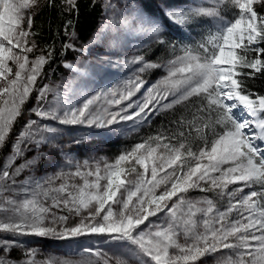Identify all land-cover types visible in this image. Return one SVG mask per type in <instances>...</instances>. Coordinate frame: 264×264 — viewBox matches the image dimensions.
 Wrapping results in <instances>:
<instances>
[{
  "label": "snow or ice",
  "instance_id": "snow-or-ice-1",
  "mask_svg": "<svg viewBox=\"0 0 264 264\" xmlns=\"http://www.w3.org/2000/svg\"><path fill=\"white\" fill-rule=\"evenodd\" d=\"M212 3L211 7L165 5L162 16L180 28L196 23L198 17L224 21L209 33L207 43L181 44L183 54L175 55L176 43L165 36L169 24L149 15L141 0H103L105 23L78 51L87 53L105 40L110 50L124 51L134 39H143L133 55L120 61L132 68L126 87L119 90L118 98L116 90L108 89L114 97L110 104L130 102L118 111L101 113L92 106L107 93L101 90L88 96L87 81L94 73L87 65L65 64L73 76L51 100L48 96L53 90L48 85L36 87L44 65L54 55L53 49L32 60L28 56L35 47L29 42L34 23L30 10L38 6V0H0V150L10 147L0 167V233L11 237H0V264H19L7 254L22 246L17 237L29 235L58 239L95 235L119 245L111 252L83 249L82 253L97 257L92 264H195L200 257L217 252H221L217 264H264V95L246 91L238 78L264 75V14L256 7L264 8V0ZM226 3L239 10V18L228 20L222 15L221 5ZM65 4L69 14L79 13L78 0H65ZM71 26L72 21L65 25L69 36L65 50H76L72 43L76 34L67 31ZM153 44L171 47L174 58L167 64L148 59L144 49ZM248 52L256 55L249 58ZM162 67L167 74L145 88L142 74ZM242 68L252 71L242 73ZM141 89L143 99L133 100ZM33 90L37 92L36 105L12 141L11 133L23 120V106ZM177 105L183 111L177 112ZM241 109L245 111L238 114ZM166 110H173L169 128L135 144L113 162L106 158H101L103 164L81 162L71 152H62L65 165L58 166L55 173L18 179L47 155L41 152L43 146L60 147L55 144L64 131L60 126L105 128L130 120L143 124ZM193 132L202 145L190 142ZM32 148L36 154L16 165L26 149ZM134 165L143 172L132 180L126 173L136 172ZM76 177L83 183H73ZM240 182L241 187L228 189ZM161 185L164 190L157 194ZM245 188L252 190L245 192ZM194 189H219L220 197H228V207L220 211L207 197L193 201L187 193ZM65 211L67 215L59 214ZM197 212L204 217L200 222L203 231L197 230ZM74 217L79 220L70 223ZM225 249L230 251L225 254ZM25 252L24 264H37V251L26 248ZM62 264L78 262L67 259Z\"/></svg>",
  "mask_w": 264,
  "mask_h": 264
},
{
  "label": "rangeland",
  "instance_id": "rangeland-1",
  "mask_svg": "<svg viewBox=\"0 0 264 264\" xmlns=\"http://www.w3.org/2000/svg\"><path fill=\"white\" fill-rule=\"evenodd\" d=\"M101 3V6H103V0H98ZM151 1L153 4H155L162 13L164 12V8L166 5V0H146ZM183 5H200V6H214L212 3V0H185V3L178 4V6ZM32 11V10H30ZM239 11V10H238ZM103 12V8H102ZM239 18V16H238ZM205 19H208L212 26L214 27L215 31L219 27L221 23H224V21L219 20L218 18L213 17H205ZM105 23V17L102 13L100 23L95 30V32L92 33L89 40L83 44L80 47L75 48L76 50L71 49L72 51V57L73 59L69 64H74L77 66H89L94 75L91 80L87 81V89H88V96L96 95L97 93H100L101 90H104L107 94L106 95H100V98L95 101L92 108L96 111H100L101 113H104V110H107L108 112H114L118 111L121 107L127 105L130 101H123L121 105H115L110 104L109 101L114 99L111 92L108 91V89H113L117 91V97L119 94V90L126 87V81L132 76V68L124 66L120 61L125 56H131L135 52L136 47H140L139 39H134L133 42L126 46V49L124 51H113L110 50L108 47V40H105L103 45H97L94 47H91L87 53H81L78 51L81 48L86 47L89 44V41L93 38L94 34L97 32L98 28ZM26 26V25H25ZM30 46L32 43L31 36L29 37ZM178 49V48H177ZM139 54V53H135ZM183 53L176 50L175 55H182ZM41 55V52L36 51L35 47L33 52L29 53V59L32 60L35 57ZM174 54L171 58L173 59ZM168 59V60H169ZM161 61L164 64H167V61ZM10 66L13 67V70H16V66L12 65L10 62ZM135 67V66H133ZM167 74L166 68H159L155 70H149L146 73H143V78L146 81L145 88L148 85L155 84L161 77L165 76ZM73 76V73L69 71L68 69L65 71V74L60 77L57 83L50 82L47 79H41L38 77L36 87H42L43 85H48L50 89L53 91L49 93V100L53 98V93L57 90L62 91L64 85L68 82V80ZM144 92V89H141V92H138L135 96L132 97L133 100H136L137 98L143 99L142 93ZM36 96L37 92L33 90L30 94V99L26 101L24 108V118L23 120H19L15 124L14 131L11 133L12 141L15 140L16 135L21 129V125L28 119V116L30 114V110L36 105ZM81 98V102H82ZM134 111V109H129V112ZM243 109H241V113H243ZM159 114V113H158ZM157 115V114H156ZM153 115L150 120H148L146 123L139 124L135 121H120L118 123H114L113 125L105 128H96V127H88L86 125H77V126H60L64 128V131L61 135H59L55 141V144L59 145L60 147H54L52 145H45L41 148V152L47 153L46 156H44L39 164L35 166L33 169L29 170L26 169L20 177H18L19 180L23 181L26 180L29 177L35 176L38 178H44L48 175H51L56 172L58 166H64L65 161L62 155L63 153L71 152L73 156L79 160V161H99L101 164H103V160L101 158H106L108 162H113L115 158H117L121 153L126 152L130 150L133 146L129 147L123 152L114 154H108V147L106 146L107 142H116V141H122L130 136L136 134L141 128L146 126L150 123V121L156 116ZM33 119H36V117L33 115ZM135 129V130H133ZM73 140H79L80 143L75 144L71 143ZM11 141L9 142V144ZM137 144V143H136ZM10 152V147H6L3 150H0V167L3 166L4 162L6 161L8 154ZM36 154L35 149L32 148L31 150L25 151V156L17 159L15 161L16 165H19L24 162V160L31 159ZM206 163V161H205ZM136 168V172H128L126 173V176L129 179L135 180L137 177V173H142L143 169L140 168L139 165H134ZM126 167H128L126 165ZM151 167V166H150ZM227 167V166H225ZM74 170V168H73ZM162 175V173L160 174ZM218 175V174H217ZM148 178H150V170L148 174ZM72 182L76 184H82L83 181H81L78 177L72 178ZM60 181H57V184H59ZM243 182H240L238 184H230L228 186V189L231 190L233 188L241 187ZM164 185H161L157 189V194L162 192L164 190ZM257 189L259 186H255ZM252 189L245 188V192H249ZM219 192V189H215L214 191L209 192H201L198 189L190 190L187 193V196L191 198L193 201H200L204 197H207L209 199H212L216 207L220 211H224L228 207V197H220L217 193ZM175 199V198H174ZM171 203V202H169ZM206 204H201L200 207H206ZM53 211H58L56 209H53ZM186 211V208H185ZM67 215L68 213L65 211L63 213ZM163 217V213L160 214ZM182 215V213H178V216ZM232 217L236 216V213L231 214ZM150 219L155 220V217H151ZM195 219L198 222V231H203V225L200 223L204 217L201 213L197 212ZM79 220V217H74L70 223L76 222ZM182 223V221H181ZM0 237L4 238H11L9 234L0 233ZM19 241L22 242V246H16L13 247L8 253V257L12 261H17L19 264H24V260L26 258V252L25 249H35L37 251V255L35 259L37 260V264H39L40 261L43 260H49L52 262V264H62V261L71 259L73 261L78 262V264H92L93 261H96L97 257L95 255H89L88 253H82V250L85 248H98V249H104L106 251H115L118 249L119 245L116 244H110L106 242V240L103 237L99 236H84L80 238H74V239H58L55 237H47V238H41V237H35V236H19L17 237ZM180 242H184V237L182 234L181 229V235H180ZM230 250H222L223 253L227 254ZM82 253L81 255H69V254H75V253ZM221 256V252L213 253L210 255H205L203 257H200L195 264H217V258ZM100 264H103L102 261H100ZM114 264V262H113Z\"/></svg>",
  "mask_w": 264,
  "mask_h": 264
},
{
  "label": "trees",
  "instance_id": "trees-1",
  "mask_svg": "<svg viewBox=\"0 0 264 264\" xmlns=\"http://www.w3.org/2000/svg\"><path fill=\"white\" fill-rule=\"evenodd\" d=\"M144 6V10L152 16L160 17L164 19L169 27L165 36L168 40L176 43V50L180 53L181 44H193L198 45L200 42L207 43L209 33H214L215 29L208 19L205 17L196 18L197 22L189 25L186 28H180L179 26L171 25V22L166 20V17L162 16V11L151 1L141 0ZM185 0H166V4H183ZM79 13L73 12L69 14L65 0H53L50 4L49 0H38V6L32 9L34 23L32 27L31 36L32 43L35 44L36 51L41 52L43 55H47L48 51L54 49V55L52 59L44 65L41 79H47L50 82L57 83L61 76L65 74L67 70L65 64H69L72 57L71 49L65 50L64 44L69 42V36L65 35V25L69 21H72V26L67 29L71 34L73 31L76 34V38L72 41L75 48L85 44L92 33L97 29L102 16V6L100 1L95 0V7L92 6L93 0H78ZM257 10L260 14H264V8L257 5ZM222 15L232 20L238 18L239 11L234 8L231 3L221 5ZM178 48V49H177ZM240 51L239 49L237 50ZM145 55L150 60L165 61L173 56L171 47H163L153 44L151 49H144ZM256 54L248 52L249 58L254 57ZM242 73L251 72V69L242 68ZM244 82V88L246 91L264 95V75L256 73L254 76L238 77ZM193 99H197L193 97ZM177 112L183 111L180 105L175 106ZM173 110H166L157 114L149 124L141 128L136 134L129 138L116 141L107 142L108 154H114L123 152L136 143L143 142L148 137L163 132L169 128L170 122L173 120ZM19 122V121H18ZM15 127V126H14ZM175 127V125H172ZM190 142L193 145H202V141L193 132L190 136ZM2 154H0L1 156Z\"/></svg>",
  "mask_w": 264,
  "mask_h": 264
}]
</instances>
